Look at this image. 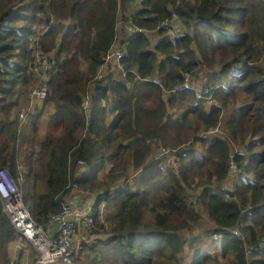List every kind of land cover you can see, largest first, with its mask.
I'll list each match as a JSON object with an SVG mask.
<instances>
[{
    "label": "trees",
    "instance_id": "16d2710c",
    "mask_svg": "<svg viewBox=\"0 0 264 264\" xmlns=\"http://www.w3.org/2000/svg\"><path fill=\"white\" fill-rule=\"evenodd\" d=\"M120 10L124 22L162 27L155 42L142 30L126 33L121 62L140 77L116 69L94 80ZM173 13L184 23L178 39L162 25ZM263 54L264 0H0V167L19 183L23 174L26 207L40 224L62 210L73 183L102 193L107 209L103 219L96 210L91 233L115 238L88 249L89 264L213 260L216 253L198 247L202 211L219 255L264 264V248L253 260L246 253L264 237ZM43 55L56 63L39 135L43 111L34 105L27 133L20 112ZM185 72L202 88L184 87ZM90 89L87 123L81 104ZM163 146L175 156L166 170L156 158ZM80 161L85 173L75 178ZM18 237L0 200V264H11Z\"/></svg>",
    "mask_w": 264,
    "mask_h": 264
},
{
    "label": "built area",
    "instance_id": "2783aa9c",
    "mask_svg": "<svg viewBox=\"0 0 264 264\" xmlns=\"http://www.w3.org/2000/svg\"><path fill=\"white\" fill-rule=\"evenodd\" d=\"M173 25L169 33L173 38H180L183 34L184 23L174 13L172 16ZM119 17L117 19V40L112 48L109 50L104 63L101 65L97 78H102L110 73L111 67L115 64H120L121 58L125 55L126 48L124 42L120 43V47L116 48L119 44L118 36L121 31L126 33L130 31L143 30L142 27L132 25L123 20L120 22L118 29ZM125 25L124 30L122 26ZM41 64L36 67V72L40 74L41 70L48 67L46 58H43ZM184 87H189L193 83V75L189 72L184 73ZM32 91V96L43 98L47 94V88L42 79L37 80ZM198 93V96H202ZM208 100L211 96L207 97ZM91 97L87 95L83 100V107L88 108ZM21 116H24L22 114ZM162 154H167L166 150L158 153L156 158H161ZM169 161V160H168ZM82 163V161L80 162ZM162 169H165V164H162ZM232 170H236L235 164L231 165ZM19 168L22 169L23 165L20 164ZM143 168V167H141ZM77 183H73L70 187L69 195L65 196V203L60 212L53 213L46 224L38 223L32 216L31 212L27 209L24 202L23 193L18 185L17 179L13 176L7 167H0V200L5 214L10 219L13 227L17 233L29 244L33 245L37 250V258L33 264H76L75 262V249L76 240L75 236L78 234V222L76 220H68L66 216L73 214L76 219L79 218L84 229L85 234H88L94 227L93 205L90 201L85 200L83 204L79 200L85 199V195L77 189ZM196 199V197L194 198ZM56 221H60L59 227L51 235L52 229ZM89 230V231H88ZM237 234H241L240 228L235 229ZM264 240H262L263 243ZM256 246H250L249 252H252Z\"/></svg>",
    "mask_w": 264,
    "mask_h": 264
},
{
    "label": "rangeland",
    "instance_id": "374dc122",
    "mask_svg": "<svg viewBox=\"0 0 264 264\" xmlns=\"http://www.w3.org/2000/svg\"><path fill=\"white\" fill-rule=\"evenodd\" d=\"M127 12H130V11H127ZM120 13H121V16L119 17L118 29L120 27L119 26L120 22L123 20V16H124V15H122V13H123L122 10H120ZM124 27H125V25H123V29H124ZM43 58H47V55H43L42 59ZM263 61L264 60L261 57L260 58V63H263ZM196 80L197 79L193 78L194 88L201 89L202 86H199V85L195 84ZM198 81H201L204 85L207 83L206 82V77H204V76H201ZM209 96H211L210 100H208V98H207ZM203 97L206 98L209 103L212 101V93L211 92L208 93L207 95L203 96ZM31 100H32V98H30V100L24 106H22L21 112H20V118H21L22 114H24V115L27 114L28 110L30 109ZM33 102L36 105V107H38V109H41L43 111V114H42L43 117H40L39 121H38V132H39V135H40V134L45 133L46 130H47L46 117L48 115H50L51 110L46 105H44L43 102H37V101H33ZM23 125L25 126L24 130H27L26 131V133H27L29 131V128L32 125V118L31 117H27V119L25 120ZM215 131H217V130H215ZM205 134H208V133L206 132ZM197 149H198L199 152H202V145H198ZM163 150H166L167 154H162V161H165L162 164H165V166H167L169 163L174 162L173 160H174L175 156H173L172 150L169 149L168 147H164L163 146L161 148V150H160V153H162ZM21 183H22V181H20V183L18 182L20 188H21ZM22 193H23V190H22ZM84 194L88 198L89 194H91V193L86 191V192H84ZM202 215H203V217H202L201 221L199 222V224L197 225L198 228H199V232L201 233V235H197L198 236V247H200V249L203 252H212V253L214 252L217 255V257L215 259L208 260L207 262H205L203 264H223V263L224 264H227V263L231 264L232 260L234 259L233 256H231V255H228V256L219 255V249H220V243L219 242H216L213 246H210V240L214 236L211 237L210 234L205 231V226L213 224V222H212L210 217L205 212L202 211ZM77 237H78V235L76 234V236H75L76 242H77ZM20 245H22V246L24 245L23 246L24 248L21 250V253L18 251V248H19ZM88 249H89L88 245H85L84 248H83V251H82V255L86 259V261H87L86 255L89 254ZM9 253H10V256H11V264H20L22 258L29 259V260H27V263L28 264H33L34 261H35V256H36L37 250H36V248L33 245L27 243L19 235L17 240H14V241H12L9 244ZM252 257H254V256H252ZM74 260H75L76 264H79L77 262L78 260H76V259H74ZM87 264H89L88 261H87Z\"/></svg>",
    "mask_w": 264,
    "mask_h": 264
},
{
    "label": "clouds",
    "instance_id": "9594fccd",
    "mask_svg": "<svg viewBox=\"0 0 264 264\" xmlns=\"http://www.w3.org/2000/svg\"><path fill=\"white\" fill-rule=\"evenodd\" d=\"M174 14V13H173ZM173 14H172V16H173ZM177 16H178V14L177 13H175ZM121 16V13H119L118 14V17H120ZM172 16H171V18L167 21V22H165L164 24H162L163 26H167L168 27V31L170 30V28L173 26V25H175V23L173 22V19H172ZM179 17V16H178ZM180 19V18H179ZM124 21V20H123ZM183 22V21H182ZM160 27H162V26H158V27H156V28H154V29H148V28H143V32H146V33H149V34H151V37H152V40H153V42H155L156 41V39H157V36H158V34H157V32H158V29L160 28ZM122 30H124L123 29V26H122ZM117 29H116V40H117ZM121 34L118 36V40H119V44H117V46H116V48H118V47H120V43L121 42H124V44H125V42H126V38H125V36H126V32H124V31H121L120 32ZM148 34V35H149ZM169 35H170V37L171 38H173L172 36H171V34L169 33ZM183 35V34H182ZM181 35V36H182ZM173 39H178V38H173ZM116 42V41H115ZM115 42L112 44V46L115 44ZM112 46H111V48H112ZM125 48H126V44H125ZM108 53H109V51H108ZM108 53H107V55H108ZM125 54H126V52H125ZM106 55V56H107ZM125 56V55H124ZM123 56V57H124ZM122 57V58H123ZM106 58V57H105ZM122 58H121V60H122ZM262 58H263V60H264V54L262 55ZM47 59V62H48V67L47 68H45L44 70H41V72H40V74L37 72L36 74H37V79H36V83L34 84V86H32L31 87V89H30V98H32V100H31V104H30V109L28 110V112H27V114H25L24 116H21V121H22V123L24 124V122H25V120L27 119V117H28V115H29V113H30V111L33 109V107H34V102L33 101H37V102H43L45 99H46V97H47V95H48V83H47V79H48V76H47V71L49 70V68L50 67H52L55 63H56V59L54 58V57H51V59L50 60H48V58H46ZM41 63V62H40ZM43 65V64H42ZM263 65H264V61H263ZM101 67V66H100ZM100 69V68H99ZM99 69L97 70V73L95 74V77L93 78L94 80H101V79H103L104 77H102V78H97V74H98V72H99ZM116 69H120V70H122V72H121V77L122 78H124V77H127V75H128V72L130 71V70H132V71H134L135 73H136V75H137V77H140L138 74H137V72H136V70L133 68V69H127V68H125L124 66H123V64H122V62L120 61V64H115L113 67H111V70H110V72H113V71H115ZM39 77V78H38ZM39 79H42L43 80V82L45 83V85H46V88H47V94H46V96L45 97H43V98H37V97H33L32 96V91H33V88L35 87V85H37V83H38V81L37 80H39ZM136 79H138V78H136ZM155 81H158V82H160L156 77H155V79H154ZM127 83L129 84V85H131V82L128 80L127 81ZM87 95H90V97H91V99H92V92H91V89H90V92H87L86 94H85V96H84V98L87 96ZM84 98H83V100H84ZM83 100H82V104H81V107H82V109H83V111L86 113V117H87V123L89 122V119H90V115H89V111H90V105H91V100H90V103H89V107L88 108H84L83 107ZM223 111H225V112H227V109L225 110V109H223ZM224 112V113H225ZM160 153V152H159ZM161 158H162V156H161ZM161 158H157V159H161ZM81 162V161H80ZM79 162V164H80V166H79V168H78V173H77V175L75 176V178H79L80 176H82L84 173H85V169H82L84 166H85V163L84 162H82V163H80ZM173 163V162H172ZM169 164H171V163H169ZM168 164V165H169ZM167 165V166H168ZM162 166V165H161ZM86 167V166H85ZM144 168V167H143ZM143 168H141V169H143ZM161 169H162V167H161ZM163 170V169H162ZM164 170H166V169H164ZM14 176V175H13ZM15 177V176H14ZM20 179V181L23 179V174H21L20 175V177H19ZM18 182V181H17ZM77 183V182H76ZM19 185V184H18ZM77 189H79L81 192H89V193H91V194H89V196H88V198L85 196V199H84V201L85 200H87V201H90V203L93 205V215H94V221H95V212H96V210L98 209V212H99V217L101 218V219H103V217H104V214H105V210L107 209V201L106 200H104V199H100L101 198V196H102V193L101 192H97V191H91V190H83L82 188H80V186L78 185V183H77ZM21 189V188H20ZM22 191V190H21ZM70 192V191H69ZM68 192V193H69ZM85 195V194H84ZM191 201H192V203H195V206L194 207H196L197 205H198V197H196V199H191ZM25 202V201H24ZM96 223L94 222V227H93V229L96 227V225H95ZM92 229V230H93ZM91 230V231H92ZM240 230H241V234H238L241 238H243L244 237V233H243V231H242V228H240ZM89 231V230H88ZM91 231H89V233L87 234V235H91L92 233H91ZM236 233V232H235ZM237 234V233H236ZM262 240H264V237H262V238H260L256 243H253V244H250V245H247V247H246V253H247V255H248V257L250 258V259H252L253 260V257L252 256H254L255 255V253L256 252H258V251H260V250H262L263 248H264V241H263V243H262ZM250 246H256V248L252 251V252H249L248 250H249V248H250ZM76 259V258H75Z\"/></svg>",
    "mask_w": 264,
    "mask_h": 264
},
{
    "label": "water",
    "instance_id": "95a60500",
    "mask_svg": "<svg viewBox=\"0 0 264 264\" xmlns=\"http://www.w3.org/2000/svg\"><path fill=\"white\" fill-rule=\"evenodd\" d=\"M66 219L68 220H76L78 222V237L76 242V249H75V257L77 262L79 264H87L86 259L82 255V251L85 245H88L89 249H93L99 242L108 243L112 239L115 238V235L107 233V234H100V233H93L91 235H87L84 232V229L82 227L81 221L79 218L76 219V217L73 214H69L66 216ZM60 221H56L54 224V227L52 229L51 235L56 231V229L59 227Z\"/></svg>",
    "mask_w": 264,
    "mask_h": 264
},
{
    "label": "crops",
    "instance_id": "0c3cea01",
    "mask_svg": "<svg viewBox=\"0 0 264 264\" xmlns=\"http://www.w3.org/2000/svg\"><path fill=\"white\" fill-rule=\"evenodd\" d=\"M24 246V245H23ZM22 245H20L19 246V248H18V251L21 253V250L24 248ZM27 260H29V259H27V258H22V260H21V262H20V264H28L27 263Z\"/></svg>",
    "mask_w": 264,
    "mask_h": 264
}]
</instances>
